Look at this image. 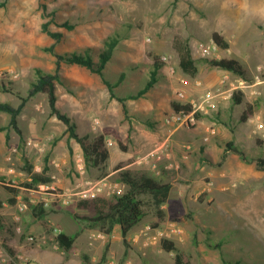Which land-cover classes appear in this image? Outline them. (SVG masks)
<instances>
[{
  "label": "rangeland",
  "instance_id": "1",
  "mask_svg": "<svg viewBox=\"0 0 264 264\" xmlns=\"http://www.w3.org/2000/svg\"><path fill=\"white\" fill-rule=\"evenodd\" d=\"M67 21L75 27L68 28L64 25ZM44 22L50 23L52 31L63 34L61 41L44 30ZM126 29L130 36L115 50L105 69L106 77L116 82L126 72V78L116 90L119 95L127 96L143 88L154 64L162 61L160 79L155 85L159 89L152 97L130 99V116L126 117L121 102L111 98L99 74L81 65L62 63L61 80L57 82L58 106L77 123L78 132L94 136L106 126L118 127L128 150H123L111 137L113 144L109 146H116L114 156L124 157L116 162L115 168L130 164L137 157L128 155L136 131L133 121L142 119L131 114L134 106L147 107L159 97L163 100L167 88L173 96L166 100L171 106L172 102L198 98L222 76L217 74L222 68L212 65L209 59L233 57L242 62L249 58L252 65L249 68L244 64L246 75L242 77L253 85L244 92L239 91L244 94L242 107L228 102L210 117L213 123H209L217 128V134L211 139L221 148L227 150L226 142L236 137L235 134L241 137L243 143L238 147L245 152V157L231 151L229 159L207 158L200 162L194 177L186 175L181 168L172 170L171 174L164 170L160 181L169 184L168 191L160 195L149 190L139 194L145 215L126 237L120 226L108 233L100 222L78 217L85 214L78 207L79 201L70 205L55 201L50 207H44L47 214L43 216L34 213L35 207L20 212L17 203L9 201L7 186L11 185L7 183L14 181L1 175L0 200L4 204L0 206V264H87V259L96 262L104 255L105 264H176L178 251L189 264H224L223 253L246 264H264V166L258 164V159L264 156V126L255 131L251 123L242 120L246 103H250L249 95L254 96L252 100L256 101L258 110L264 107V84H260L264 81V0H8L0 8V101L18 106L22 96L29 94L37 78V68L57 72V57L47 47L55 45L62 54L92 50L97 59L105 40L117 30ZM215 31L231 40V45L204 56L200 46L211 43ZM176 38L188 41L199 66L196 76L180 66ZM8 71L17 73L18 77ZM155 90L152 88L149 92ZM181 91L186 93V98L179 96ZM206 116L200 114L199 119ZM8 122V117L0 116V126ZM19 123L22 134L13 128L12 134L0 130V144L5 150L0 153L11 157L7 168H15L17 184L25 186L28 181L27 175H23L20 147L23 145L30 152V137L43 148L38 164H43L48 154L52 159H67L57 171L60 181L56 179V183L60 188L79 186L84 177L98 180L107 173V167L90 168L86 174L77 170L74 156L82 147L74 140V155L70 153L65 133L67 125L52 114L47 93L40 92L28 100ZM140 126L144 129L142 133L154 135L159 138L158 142H164L170 134V139L187 134L188 128L175 123L162 136L159 128ZM192 140V137L187 139ZM30 155L37 163L34 153ZM141 170L145 169L130 166L115 174L112 180L123 181L124 193L129 187L124 173L141 177L145 175L138 173ZM21 193L26 200L29 198L28 191ZM102 196L114 198L118 194ZM56 226L73 238L70 249L60 244ZM148 226L152 234L163 230L164 237L175 240L178 251L163 249L164 237L146 243L144 233ZM101 232L108 235L107 239L96 237ZM31 236L34 238L30 239ZM219 243L221 247L215 246Z\"/></svg>",
  "mask_w": 264,
  "mask_h": 264
},
{
  "label": "trees",
  "instance_id": "2",
  "mask_svg": "<svg viewBox=\"0 0 264 264\" xmlns=\"http://www.w3.org/2000/svg\"><path fill=\"white\" fill-rule=\"evenodd\" d=\"M8 0L0 1V8L6 5ZM46 7V5H45ZM47 12V7L45 8ZM48 14L44 16L47 17ZM49 22H44L43 28L48 32L52 37L57 41H61L63 34L60 32H54L49 27ZM68 28L72 29L75 27L73 23L67 21L64 23ZM130 36L129 30H117L114 34L110 35L105 40V47L100 50L97 54V59L91 51L87 50L86 52H71V53H60L56 50L55 45H51L46 49L54 53L57 57V72L52 73L43 70L42 68L36 69V80L32 82V86L29 90L27 96H22V102L15 106L10 102L0 101V112L8 113L10 116L9 122L5 126H0V130L10 131L11 128L17 130L19 134H22V129L19 125V116L21 115L26 103L28 100L40 92H45L48 94L49 103L51 107L52 114H55L60 118L66 125V134L68 135V144L70 153L74 155V146L72 141L75 140L78 142L84 152V156L87 163V168H100L103 169L106 167L107 162L111 155L110 146L108 144L109 137L115 139L119 146L123 150L128 149V145L125 143V139L122 137L120 130L115 126H106L103 128L102 132L91 136L90 134L82 135L78 132V125L73 119L58 106V86L57 82L60 81V71L62 68V63L67 64H77L88 68L93 73L99 74L105 83L107 84L112 99H117L122 104L123 112L126 117L130 116L129 100L130 99H140L145 97L149 91L155 87L156 83L159 82L160 72L163 68V62L158 61L154 64V68L151 71V75L146 85L137 92H131L127 96H121L117 92L116 88L121 84L122 81L127 76L126 72L120 74L119 79L116 82H113L111 79L106 77L105 69L114 57L115 50L120 45L121 41ZM213 39L220 48L227 49L230 47L229 42L225 39L224 35L219 31L213 33ZM175 46L180 55V66L182 69L189 73L192 76H196L199 72V66L196 62L195 57L193 56L191 47L188 41L181 38H176ZM209 62L219 68L234 72L240 76L246 75V70L242 63L236 58H213L209 59ZM134 66V65H133ZM6 91H9L8 87H5ZM243 92H236L233 95V103L241 104L243 103ZM172 107L179 111L184 109L186 111H191L193 109V104L191 102H172ZM255 113V104L246 103V109L242 115L243 121H248ZM147 123L154 126V122L148 120ZM7 140L10 139V134H6ZM227 150L233 151L241 156L245 157V152L235 145L234 141H227ZM225 158V156H224ZM24 165L23 169L29 173L31 180H28L25 183V186L30 188L38 187L44 183H50L53 181V178L50 174L49 159L50 154L45 157L44 168L42 172H36L34 170V163H32L27 157L26 151L23 152ZM258 164L260 167L264 166V157L258 159ZM125 181L129 184V187L126 192L122 195L115 196L114 198L107 197H97L94 199L80 200L78 202V207L85 212L84 216L78 214L77 216L87 220H93L100 222L103 225L108 233H112L118 226L121 227L123 235L126 237L129 232L142 220L145 215L143 208V200L139 197V194L143 191L154 192L155 195H160L163 192L168 191L169 184H164L160 180L156 179L153 176H141V177H131L128 172L124 173ZM9 194V201L13 204L17 203V195L23 190L18 189L15 186H7ZM3 201L0 200V206H2ZM162 205V203H160ZM34 213L37 216H43L47 214L43 205L36 206L33 209ZM165 214L161 210V214ZM58 240L61 245L66 249H70L73 245V238L66 232H61L58 235ZM161 246L167 251H178L175 240L171 238L164 237L161 240ZM215 246L221 247L222 244H216ZM87 264H105L106 256L104 255L99 261H91L87 259ZM223 263L224 264H246L241 260H233L227 258L225 253H223ZM176 264H189L184 262L183 255L178 251L176 253Z\"/></svg>",
  "mask_w": 264,
  "mask_h": 264
},
{
  "label": "crops",
  "instance_id": "3",
  "mask_svg": "<svg viewBox=\"0 0 264 264\" xmlns=\"http://www.w3.org/2000/svg\"><path fill=\"white\" fill-rule=\"evenodd\" d=\"M228 42L230 44L231 40H228ZM241 63L243 66H244V64H247L249 68L252 65V63H250V61H249V58H246ZM224 71H225L224 69H222V70L219 69L217 74H221V73L223 74ZM210 79H213V78H210ZM260 84H264V81H262ZM154 88L156 90L149 92L147 95H149L151 97L153 95H155L156 91H158L159 87L157 88V86H155ZM166 90H167V96L166 97L164 96L163 100H159V98H160L159 97L158 99H153V102L150 103L149 106H147V107L134 106V110H133V112L131 111V114L133 113L134 115H136L137 118H139V116H141L143 121H142V119L141 120L138 119V121L137 120L133 121L136 131H134V133L132 135V138H133L132 141L133 142L130 145V151L128 152V155H131V156L137 155V157L132 163L120 166L118 168H115L116 162L121 160L124 157L120 156V159L116 158L114 156V150H116V146L110 147L111 155H110V158H109L107 165H106L108 171L102 178H107L109 181L116 182V183L121 185L123 183V181H122V183L117 182V181H113L112 177L115 174H117L118 172L123 171L124 169H127L128 167L134 166V165H135V168H138V169L144 168L145 169V170H141L140 172L138 171V173L145 174L142 176H153L158 180H162L164 178V175H162L164 170H167L168 171L167 173L171 174L172 170L180 169V168L184 170V173L186 175L191 174V176L194 177L195 173L199 167L198 165L200 164L201 161L207 160V158H212L215 161H222L224 156H225L224 159L231 158V151L226 150V148H224V147L223 148L219 147L220 144L217 143L215 140H213V139H211L210 141L204 140V137L207 134V129L209 126H211V124H209V123L210 122L213 123V121L210 119V117L214 116V113L216 111L212 114H207L206 117L199 119L198 124L195 127L191 128L188 126V128L186 129L187 134L182 133V135L181 134L177 135L173 139H170L171 138V134H170V136L164 142H158L157 140L159 138H156L154 135L150 136V134L145 135L144 133H142V132H144V129L140 126V124L141 125L147 124L149 127H152L151 125H149V123H147L148 120H151L154 122L153 127L159 128L160 130H162V133H161L162 136L164 135V132L170 130V126L166 123L165 119H166V116L170 113L171 109H173V108H172L171 104L169 102H167L166 100L171 99V97L173 98V96H172V93L169 90V88H167ZM225 90H226V95L221 97L219 100V110H220V107L222 108V107L226 106L228 104V102L230 103V105H232V103H233L231 101V98L228 97V93H229L228 88L226 87ZM162 94H164V93H162ZM248 97L249 98L247 101L255 104L256 101L252 100L254 96L249 95ZM192 100H194V99H191L188 101H192ZM243 103L237 104V105H239V107H242ZM128 104H129V102H128ZM256 105H257V103H256ZM1 115L5 116V118L8 117L10 119V116L8 113L0 112V116ZM141 121L144 124L140 123ZM252 121L257 122V126H256V124L253 125ZM245 122L251 123V125L254 126L255 131H257L258 128L263 127L264 126V107H261V109L258 110L257 106H255L254 115L251 118H249L248 121H245ZM19 125H20V123H19ZM20 128H21V126H20ZM137 130L140 131L141 133L137 132ZM192 130H193V133H192ZM10 134H12L11 131H10ZM235 136L236 137H233V136L231 137V139L234 140L235 145L238 146L239 144H242L243 143L242 138L237 136L236 134H235ZM190 137H192L193 140L187 141V139H190ZM109 139L112 140L111 137H109ZM73 141H72V143H73ZM28 143L31 145V151L30 152L34 153V158L36 159L37 163L32 161L30 152H28L27 148H25L23 145L20 147V150H21L20 154L23 158V152L26 151L27 157L35 165L34 170L36 172H42L43 168H44L45 161L43 162V164H40V163L38 164V161H41L40 151H42L43 148L40 146L39 142L35 141L31 137L28 139ZM163 144H165L167 150H166V152L165 151L162 152V157L159 158L158 155L155 153V150H157L158 147L163 145ZM188 145H190V148L187 147ZM0 151L5 153V150L3 151L1 144H0ZM79 154H84L83 149L80 150L79 152H77V154L74 156L75 162H76V158ZM10 158L11 157H9V156L5 157V155L1 156V153H0V182L2 179L1 175H7L8 180L17 181L16 176H18V175L16 174V172H14L15 168H13V167L7 168L8 167L7 163H9ZM66 163H67V159H63V160L55 159V158L49 159V166H50L49 172L51 174L52 173L55 174L56 179H58L59 181H60V178H59L57 171L61 170L62 167ZM23 165H24V159H23ZM169 166H172V167H169ZM54 167L56 169H54ZM54 170L56 171V173L54 172ZM87 172H88V170H87ZM23 175H27L28 179L31 178L29 173L27 171H25L24 169H23ZM132 175L135 178L138 177L134 173ZM102 178H100V179H102ZM86 180H95V179L84 177L82 179V182H81L82 184L81 183L80 184L83 185V182H85ZM7 184H10V182ZM67 188H69V187H67ZM4 191H6V190H4ZM2 193H4V192L2 191L1 194ZM21 194L22 193H19L17 195V198ZM105 195H106V193H105ZM3 204H4V201H3Z\"/></svg>",
  "mask_w": 264,
  "mask_h": 264
},
{
  "label": "built area",
  "instance_id": "4",
  "mask_svg": "<svg viewBox=\"0 0 264 264\" xmlns=\"http://www.w3.org/2000/svg\"><path fill=\"white\" fill-rule=\"evenodd\" d=\"M200 47L204 56H209L213 53H216L220 49V47L214 40H212L211 43H202ZM172 71H175L173 67ZM1 73L3 74V71H1ZM7 73L13 75L14 77H18V74L13 71H8ZM252 85V83H249L242 76L234 72L225 70L214 87L204 91L201 96L190 101L193 104V109L191 111H186L184 109H181L179 111L174 110L172 113L166 116V123L170 126V129H172V126H174L175 123L179 125H187L189 127L196 126L199 121L200 114L207 115L212 114L215 111H219V100L221 97L226 95V87L228 88L229 92L228 97L231 98L234 93L239 91L244 92ZM178 94L181 98H186V93L184 91H181ZM215 134H217V128L213 125L209 126L204 140L210 141ZM108 144L112 145L113 141L109 139ZM187 147L190 148V145H188ZM166 150V146L165 144H163L159 146L157 150H155V153L159 158H161L162 152H166ZM76 166L77 170L81 174L87 173L88 168L84 154H79L77 156ZM51 176L53 178L52 182L41 184L35 188L21 186L17 184L16 181L10 182V184H8L28 191L29 198L27 200L22 194L18 196L17 207L20 212H26L31 207L34 208L38 205L50 207L55 201H59L63 205H70L73 202L86 199H94L102 195L110 196L112 193H117L118 195L123 194V185H120L116 182H111L107 178L98 180H86L85 182H83V185H79L77 187L60 188V186L56 183V175L52 173ZM28 180H31V178ZM54 230L57 234H60L62 232V228H60L59 226H56ZM150 231L151 227L148 226L147 231H145L144 233V235L147 236L146 243H148L150 240L151 242H156L166 235L163 230H158L154 234L150 233ZM107 236L108 235L103 232L96 234V237L101 239H107ZM33 238V236L30 237V239Z\"/></svg>",
  "mask_w": 264,
  "mask_h": 264
}]
</instances>
